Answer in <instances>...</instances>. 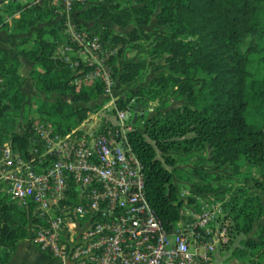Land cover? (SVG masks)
Segmentation results:
<instances>
[{
    "label": "trees",
    "instance_id": "1",
    "mask_svg": "<svg viewBox=\"0 0 264 264\" xmlns=\"http://www.w3.org/2000/svg\"><path fill=\"white\" fill-rule=\"evenodd\" d=\"M124 1L127 8L121 11L119 2L113 0L79 5L76 16L87 22L108 18L120 27L132 24L133 28L125 35L105 28L101 38L122 46L140 37L150 38L151 55L164 56V63L156 69L166 68L167 72H159L145 91L138 90L132 95L149 94L150 99L158 98L159 103L163 95L171 93L182 98V104L161 109L159 103L143 131L133 126L128 132V141L143 166L146 197L164 226L170 228L179 218L181 202L173 182V174L180 176V170L175 168L169 152L206 150L214 167L228 164L234 171L243 165L241 161L246 166L264 167V72H251L249 68L254 60L264 65V0ZM52 12L50 0L12 2L0 12V28L5 24V15L17 13L14 25L25 31L48 19ZM152 15L160 29L147 33L140 27L147 25ZM63 30L61 20L50 28H38L33 45L23 53L27 60L40 64L41 70L33 73L40 91L70 94V102L60 98L52 102L42 100L36 108L37 120L51 122L55 131L62 134L79 125L90 110L76 103L103 95L98 81L73 83L86 66L80 63L71 68L56 54L58 45L67 41ZM246 37L251 38V43L241 51ZM19 65L7 51L0 52V85L3 86L0 145L9 142L25 156L35 136L32 120L22 128L20 111L26 93L21 89ZM142 67L141 62H123L118 79L122 84L132 81ZM130 98L118 106L124 108ZM253 184L264 192L263 180L254 179ZM194 188L200 193L215 192L209 184H196ZM227 193L224 214L232 230L249 233L263 208L259 197L255 194L245 197L247 191L242 186ZM35 223L40 221L32 218L31 208H18L0 192V263L8 261L19 240L29 238V228ZM244 243L254 253L256 262L243 264H261L264 224L256 239L247 238Z\"/></svg>",
    "mask_w": 264,
    "mask_h": 264
},
{
    "label": "built area",
    "instance_id": "2",
    "mask_svg": "<svg viewBox=\"0 0 264 264\" xmlns=\"http://www.w3.org/2000/svg\"><path fill=\"white\" fill-rule=\"evenodd\" d=\"M17 1L0 0V12ZM50 3L62 15L67 39L58 56L72 68L86 66L73 83L98 81L114 120L97 126L87 117L64 134L37 121L25 156L9 142L0 145V192L18 208H31L40 221L29 228V241L59 264H213L228 223V196L181 190L179 218L164 226L146 197L143 166L128 141L134 99L119 108L113 98L110 61L118 46L73 22L79 5L91 0ZM71 51L83 57L72 63L66 55Z\"/></svg>",
    "mask_w": 264,
    "mask_h": 264
},
{
    "label": "rangeland",
    "instance_id": "3",
    "mask_svg": "<svg viewBox=\"0 0 264 264\" xmlns=\"http://www.w3.org/2000/svg\"><path fill=\"white\" fill-rule=\"evenodd\" d=\"M115 1L119 2V11L127 8L124 0H113V2ZM17 2L26 4L32 3V0H18ZM100 2H105V0H91V3ZM106 4L109 5L108 3ZM17 17V13L13 16H4L5 24L0 28V52L7 51L11 58L21 60L22 62L18 70L21 75V89L26 93V101L20 111L23 118V128L25 124L31 120L32 124H35L38 121L36 108L42 100L52 102L56 98H60L70 102L71 99L69 93H45L40 91L36 87V82L33 78V73L41 70L40 64L34 60L29 61L23 56L24 51L29 50L33 45L37 29L40 27L50 28L56 23V21L61 20L62 15L53 11L48 19H43L42 21L37 22L34 26H31L25 31L19 30L15 27L13 20ZM73 22L79 25V28L96 32L100 36L105 28L124 35L133 28L132 24H129L126 27L117 26L111 23L108 18H96L89 22L83 21L76 16V13ZM140 28H143L147 33L160 29V27L155 24V18L153 15L150 17L149 23L141 26ZM63 31L65 32V29ZM45 37L48 38L49 36L45 35ZM150 40V38L145 39L144 37H140L137 41L127 43L123 46L120 43H117L118 53L115 57H113V64L110 61L112 70L115 71L114 79L116 85L113 91L115 105L118 106L119 102H124V100H127L128 97L131 96V98L125 102L124 107H126L130 100L134 99L133 105L131 106L134 126L141 131H143L148 118L155 112L156 106L159 103L161 109H169L181 105L183 101L182 98H178L171 93L163 95L161 98L162 101L159 103L158 98L155 100L150 99L149 94H146L145 97H141L137 94L132 95L138 90L145 91V89L149 86V82L152 77L157 75L159 72H167L166 68L156 69L157 66L164 63V56L154 57L151 55ZM250 43L251 38L246 37L243 41V45L240 47L241 51H244ZM61 47L62 44H59L56 49L57 55L61 54ZM66 55L72 63H75L83 57L82 54L80 55L79 52L76 51L68 52ZM126 61L141 62L143 63V67L132 81L122 84L118 79V72L121 71L122 63ZM249 68L251 72H264V65L258 64L256 60L250 64ZM2 87L3 86L0 85V92ZM109 99V97L101 94L88 102H78L76 104L79 106L89 107L90 110L87 112L85 118L90 117L92 118L91 121L96 120V124L99 126L103 123L108 124L114 120V113L104 108ZM118 107L121 108L122 106ZM168 154L174 158L175 168L180 170V176L173 174V182L176 185L177 192L184 189L193 190L195 189L194 185L196 184L202 186L209 184L215 189V192L204 193L212 194L214 196H227L229 194L227 192H232L238 186H242L247 191L245 197L250 194H255L259 197L263 208L259 217L253 223L251 231L246 234L237 233L232 230L231 222L228 219V223L225 226L226 230L224 236L221 241L216 244L213 260V264H243L250 263L251 261L255 263L256 258L253 256L254 253L251 252L250 247L245 245L244 241L247 238L256 239L257 231L264 224V192L253 184L254 179L264 181V177H262L264 167L246 166L244 162L241 161L243 165L238 171L232 170L231 166L228 164L222 166L221 168H217L214 167V165L208 160L209 156L206 150H193L189 153L169 152ZM167 168L169 170L171 169V167ZM251 256L253 258L252 260L250 259ZM261 264H264V256L261 260Z\"/></svg>",
    "mask_w": 264,
    "mask_h": 264
},
{
    "label": "crops",
    "instance_id": "4",
    "mask_svg": "<svg viewBox=\"0 0 264 264\" xmlns=\"http://www.w3.org/2000/svg\"><path fill=\"white\" fill-rule=\"evenodd\" d=\"M18 60V59H17ZM20 65L21 60H18ZM19 65V67H20ZM20 73V72H19ZM0 264H59L47 253L39 250L29 239H21L16 243L14 251L5 263Z\"/></svg>",
    "mask_w": 264,
    "mask_h": 264
}]
</instances>
